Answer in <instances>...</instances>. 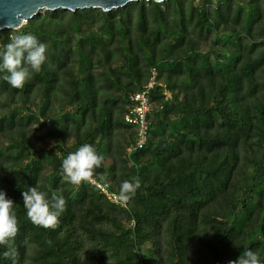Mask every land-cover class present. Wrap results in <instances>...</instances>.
Segmentation results:
<instances>
[{
	"label": "trees",
	"instance_id": "1",
	"mask_svg": "<svg viewBox=\"0 0 264 264\" xmlns=\"http://www.w3.org/2000/svg\"><path fill=\"white\" fill-rule=\"evenodd\" d=\"M46 60L21 89L0 79V190L18 221L16 264H264V0H169L35 15ZM147 139L123 121L148 82ZM168 93V96H166ZM104 159L73 185L62 159ZM138 182L125 206L122 181ZM63 195L55 228L33 224L21 192ZM0 264H12L2 253Z\"/></svg>",
	"mask_w": 264,
	"mask_h": 264
},
{
	"label": "clouds",
	"instance_id": "2",
	"mask_svg": "<svg viewBox=\"0 0 264 264\" xmlns=\"http://www.w3.org/2000/svg\"><path fill=\"white\" fill-rule=\"evenodd\" d=\"M45 43L31 32L10 35L7 43L0 45V79L8 83L11 88L21 89L31 75L41 70L45 63ZM104 157L87 143L69 152L61 161L60 172L69 183L79 185L93 176L94 170L99 168ZM138 182L122 181L119 189V199L129 200L134 194ZM23 207L27 218L35 225L43 228H55L58 217L64 211L65 199L63 195L53 193L50 197L40 190L39 181L21 192ZM14 202L7 198L4 190H0V245L6 250L2 253L16 264L17 251L14 238L18 232V221L13 210ZM228 264H261L258 255L252 249H244Z\"/></svg>",
	"mask_w": 264,
	"mask_h": 264
},
{
	"label": "water",
	"instance_id": "3",
	"mask_svg": "<svg viewBox=\"0 0 264 264\" xmlns=\"http://www.w3.org/2000/svg\"><path fill=\"white\" fill-rule=\"evenodd\" d=\"M139 1L163 3L169 0H0V32L18 30L44 12L99 9L108 13Z\"/></svg>",
	"mask_w": 264,
	"mask_h": 264
},
{
	"label": "built area",
	"instance_id": "4",
	"mask_svg": "<svg viewBox=\"0 0 264 264\" xmlns=\"http://www.w3.org/2000/svg\"><path fill=\"white\" fill-rule=\"evenodd\" d=\"M155 77L156 71L153 69L148 82L143 86V88L129 97V101L131 102L132 106L124 114L123 121L125 124L135 128L136 141L134 146L129 148L128 151H131L132 149H141L145 145L148 126L147 115L151 110L149 96L150 90L156 83ZM166 96H168V93H166ZM88 181L106 193L105 187L101 186L91 178H89ZM107 197L111 202L123 207L125 206V201H121L119 199V195L108 193Z\"/></svg>",
	"mask_w": 264,
	"mask_h": 264
}]
</instances>
